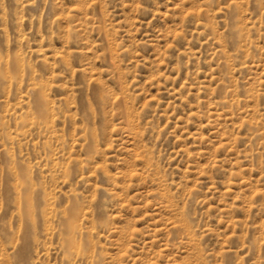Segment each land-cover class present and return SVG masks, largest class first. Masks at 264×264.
Segmentation results:
<instances>
[{
    "label": "rangeland",
    "instance_id": "374dc122",
    "mask_svg": "<svg viewBox=\"0 0 264 264\" xmlns=\"http://www.w3.org/2000/svg\"><path fill=\"white\" fill-rule=\"evenodd\" d=\"M0 264H264V0H0Z\"/></svg>",
    "mask_w": 264,
    "mask_h": 264
}]
</instances>
